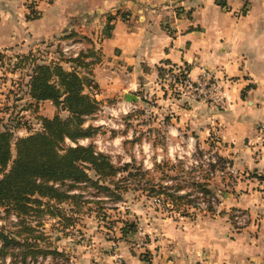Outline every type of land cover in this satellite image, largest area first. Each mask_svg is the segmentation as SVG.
<instances>
[{"label":"crops","instance_id":"obj_1","mask_svg":"<svg viewBox=\"0 0 264 264\" xmlns=\"http://www.w3.org/2000/svg\"><path fill=\"white\" fill-rule=\"evenodd\" d=\"M207 1L221 11L224 5L238 9L244 0ZM207 1L0 0V51L50 49L72 31L89 36L102 57L88 68L97 99L150 92L168 133H192L203 146L213 144L236 172L232 183L214 188L222 194L223 216L139 215L149 237L144 246L107 238L101 251L95 244L75 250L72 264H264V150L257 142L264 120V50L254 45L257 30L249 24V11L240 19L244 26L229 31L219 12L214 17L201 11ZM177 4L185 11H176ZM108 15L114 16L110 34L98 38L96 20H102L101 27ZM166 67L186 69L191 77L211 73L226 85L229 100L221 106L170 95L159 77ZM42 102L48 112L40 114L53 116V102ZM235 208L249 212L246 225L230 221Z\"/></svg>","mask_w":264,"mask_h":264},{"label":"rangeland","instance_id":"obj_2","mask_svg":"<svg viewBox=\"0 0 264 264\" xmlns=\"http://www.w3.org/2000/svg\"><path fill=\"white\" fill-rule=\"evenodd\" d=\"M252 2L244 0L241 6L235 10H232V5H229V7L224 5L221 11H219V9L216 10L213 7L211 2L207 1L203 4L201 11L205 10L214 17L219 12V15H221L219 22L229 31L244 26L240 19H243L244 15L249 11L251 15L249 24L257 30L254 37V45L256 49L262 45L264 50V0H252ZM174 9L178 12L185 11L182 4H177ZM189 11L191 10L189 9L187 12ZM106 14V12L102 13L101 16H106ZM101 21L99 19L96 20V28L99 30L97 34L98 38L105 36L104 28L107 19L100 27ZM68 33L54 40V43L52 42L53 46L50 49L39 48L38 46L35 49L31 48L25 51L16 52L5 49L0 51V116L8 124L9 128L14 129V131L20 129L21 133L19 135L26 134L23 130L24 126H30L31 129L37 127V114H40L41 111L44 113L48 112L43 102L39 104V101L31 103L36 105V107L33 106L27 109L29 105L28 101L30 100L27 80L31 72L32 63L40 61L56 63L61 61L64 65L63 67L69 69L74 68L79 73H83L84 71H88L89 67H92L93 62L102 60L99 49L94 47V41L89 36L76 32L77 35L73 37L83 40L86 45L82 52L84 65L65 63V60L70 58L62 55L59 41L61 38L72 37L66 36ZM91 50L92 53L90 52ZM103 68L107 71L106 66ZM125 83L127 84V82ZM163 88L166 89L165 86ZM165 91L170 92L169 87ZM92 92L95 93L96 91ZM135 94L139 95V99L137 100L138 107L126 117L124 128L108 131L110 125L115 123L116 120L114 118L107 120L108 124L102 128L104 135L99 145L112 156L116 165L134 160L132 162V168L139 169L142 166V170L140 171H144V175H142V178L140 176L141 174L137 177H131L125 174V171L122 173L119 171L116 173V176L105 177V181L118 179L123 176L126 177L125 183L130 189L123 191L121 198L108 196L104 192H98L94 195L92 193H95L96 189L89 187L90 190H83L82 193L84 196L82 198L79 197L81 200L80 204H75L79 199L77 197L68 198V200L62 203L50 201L45 196H41L43 199L41 200V204H35L30 200V204L37 205L35 207H39V210L33 208L26 215L25 220L44 233L43 240L45 245L51 248L54 246L59 251H63V254H60L63 256H49L51 254L47 253L43 264H72V257L76 255L75 250L81 252L83 248L95 244V247L98 248L97 250L101 251L102 248H107V246H104L107 243L105 242L107 238L116 240L117 238L115 237H120L122 240L127 241L130 247H140L132 235L135 229L126 236L121 235L120 231V226L123 225L122 221L125 219L141 222V219L138 218L139 215L152 218L153 216L164 213L167 216L171 215L177 219H182L183 216L193 218L201 215L212 216L213 213H219L221 217L223 216L222 214H225L223 209H218L222 194L214 188L219 187L223 189L221 183H232L235 174L229 173L224 168V173L221 174L218 171L215 175L208 176L204 167L210 165L202 164L212 154L219 156L217 149H215L213 144L203 146L200 141L196 140L195 135V141L189 143L185 141V134L168 133L163 123L165 121L164 114L162 116L157 114L155 108L157 103L154 101L155 97L150 92H144L143 90H139L138 93L135 91ZM144 94L147 97L144 98ZM170 95L175 96L176 92H170ZM115 99L117 98L114 96H104L100 101H102V105H107V103L109 104ZM31 109L34 110L31 111ZM102 112L100 113L102 117L108 116L106 111ZM11 140L14 142V134ZM11 151L14 154V143L11 144ZM203 154H206V156H203ZM226 162L228 161L218 158L215 168L225 167ZM90 173L92 174V172ZM194 175H199L200 179H207L208 188L212 193H217L219 201L214 204L213 211L202 207L205 204L204 202H202L204 204L196 203L197 197L200 202L203 200L199 198L196 189L193 187L191 177ZM148 180L151 183L161 181L163 185L170 187V190L173 188L178 189V193L190 192V196L193 198V205L188 204L184 199L179 200L177 202L178 204L175 203L174 205L165 194L153 195L148 190L138 189L142 185L140 184L141 182L145 181V184ZM62 187L68 188L67 184H63ZM145 187L149 189L150 185L145 184ZM78 189L75 188L71 191L69 189L68 193L71 195L73 191H78ZM39 196L35 194L32 197L40 199ZM203 199H207L206 194H203ZM69 205L78 206V211L71 213L69 211ZM55 206L63 210L66 215L72 216L75 221H70L71 223L69 222L70 224H67V226L59 223V216L57 215L58 209ZM233 210L229 211V219L231 222ZM221 211L223 212L221 213ZM3 213L4 207H0V225L6 224L9 225V228H14L15 225L13 224L16 223L15 214L10 211L7 217L4 218L2 217ZM232 224L235 227L244 226H239L234 222ZM93 235L100 237V240L98 238L95 239ZM144 238L146 241L149 240L147 232ZM143 254L146 255L147 253L143 252ZM6 264H10L8 258Z\"/></svg>","mask_w":264,"mask_h":264},{"label":"trees","instance_id":"obj_3","mask_svg":"<svg viewBox=\"0 0 264 264\" xmlns=\"http://www.w3.org/2000/svg\"><path fill=\"white\" fill-rule=\"evenodd\" d=\"M216 2L225 4L223 0ZM113 17L108 15L104 28L106 35L110 34L112 25L109 20ZM75 35L76 32L72 31L66 36ZM82 52L76 57L65 60V63L84 65ZM90 52L92 53V50ZM63 66L61 61L34 62L27 80L30 97L27 109L36 107L31 104L32 102L49 99L57 108L53 116L37 114V127L31 129L30 126H24L28 129L24 135H19L17 130L9 128L0 116V207H4L2 217H7L12 211L16 218L14 228H9L6 224L0 225V264H6L7 258L10 264H43L47 253L51 254L49 256H63L60 255L63 251L45 245L44 233L25 220L26 215L33 208L39 210L35 204H41L43 200L41 196L62 203L68 198H82L83 190L89 191V187H92L96 189V192L92 193L94 195L104 192L108 196L121 198L123 191L130 189L125 183L126 177L109 181H105V177L116 176L117 172L125 171V174L131 177L141 174L142 178L145 173L140 171L142 166L139 169L132 168L134 160L116 165L109 153L96 150L92 142L81 144L77 141L85 136L92 137L99 131L100 127L90 123L85 124V119L97 112L102 101L92 92L91 87H95V82L90 76V71L79 73L74 68ZM163 73L164 69L159 71V77H162ZM60 110H66L67 114L61 115ZM13 134L14 142L11 140ZM66 138L75 141L76 144L67 143ZM12 143H14V154L11 151ZM219 158L225 160L221 156ZM191 180L196 191H203L204 194L212 193L207 186V179H200L199 175H194ZM144 182L140 183L142 185L138 189L148 190L153 195L165 194L174 205L182 199L193 205L190 192L178 193V189L170 190V187L163 185L161 181L151 183L149 180L145 183L150 185L147 189ZM63 184H67L68 188H63ZM75 188L80 190L73 191L70 195L68 190ZM35 194L40 195V199L32 197ZM30 200L35 204L31 205ZM80 202L79 198L75 204ZM69 206L71 213H76L79 209L76 205ZM55 208L58 209L57 215L62 225L67 226L70 221H75L59 207L55 206ZM206 209L214 210L211 204H208ZM122 222L121 235L132 233L135 222L128 219Z\"/></svg>","mask_w":264,"mask_h":264},{"label":"built area","instance_id":"obj_4","mask_svg":"<svg viewBox=\"0 0 264 264\" xmlns=\"http://www.w3.org/2000/svg\"><path fill=\"white\" fill-rule=\"evenodd\" d=\"M60 51L64 57L73 58L78 56L81 51H83L86 47L83 40L76 37H67L61 38L59 41ZM51 58V57H50ZM106 78H111L106 75ZM162 79L164 86L169 87L170 92H176V94H182L189 99L200 100L203 102H213L219 105H224L229 100L228 92L226 89V85L221 81L220 78L212 75L211 73L204 71L196 77H191L186 69H180L175 67H166L164 69ZM144 98L147 97L146 94L143 95ZM139 98V95H137ZM137 101L136 100H127L123 96L111 101L107 105H100V108L96 113L92 116H87L85 119V124H92L100 127L99 131L93 135L92 137H82L77 141L81 144H87L88 142H92L95 149L99 151H103V148L100 147L99 142L104 135L102 128L108 124L107 120L110 118H114L116 120L115 123L110 125L108 131H114V129L124 128V122L128 115H130L133 111L137 109ZM101 111L108 114V116H101ZM102 112V113H103ZM23 129V128H22ZM25 133L28 132V129H23ZM107 132V129H106ZM17 133H21V130L18 129ZM21 135V134H20ZM186 142L192 143L195 141V137L192 134L185 135ZM257 142L259 144L260 149L264 150V120L259 124ZM66 142L72 145H75L76 142L66 138ZM107 153V152H106ZM206 156V154H203ZM112 157V156H111ZM219 156L216 154H212L207 157L206 162L203 161V165H210L204 167V170L208 176L215 175L218 171L224 173V168L229 171V173L236 174V172L232 169L229 162H226V166H221L219 168H215V165L218 161ZM113 159V158H112ZM203 160V159H202ZM199 195V198H202L203 201H199L198 197L196 203L204 204L202 207H207L208 204H211L214 207V204L218 203V195L217 193L206 194L207 199H203V191H196ZM197 196V195H196ZM204 202V203H202ZM232 222L236 223L239 226L246 225L250 221V214L244 208H235L232 212ZM135 230L132 233L133 238L136 239L137 245L144 246L146 244V240L144 238L146 231L141 222H135Z\"/></svg>","mask_w":264,"mask_h":264},{"label":"water","instance_id":"obj_5","mask_svg":"<svg viewBox=\"0 0 264 264\" xmlns=\"http://www.w3.org/2000/svg\"><path fill=\"white\" fill-rule=\"evenodd\" d=\"M123 97L127 100H138L139 98L137 97V95L133 92H126L124 93Z\"/></svg>","mask_w":264,"mask_h":264}]
</instances>
